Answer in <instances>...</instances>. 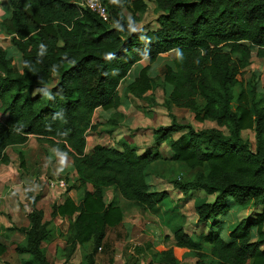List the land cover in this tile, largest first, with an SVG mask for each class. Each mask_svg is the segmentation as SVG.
I'll list each match as a JSON object with an SVG mask.
<instances>
[{
  "label": "trees",
  "instance_id": "1",
  "mask_svg": "<svg viewBox=\"0 0 264 264\" xmlns=\"http://www.w3.org/2000/svg\"><path fill=\"white\" fill-rule=\"evenodd\" d=\"M79 1L7 0L10 14L0 19L20 60L17 68L0 44V162L8 164L7 148L32 135L71 158L76 178L69 190H82L77 200L66 197L52 203L49 220L36 207L39 197L26 194L21 208L28 225L11 228L24 236L15 247L24 256L21 262L54 264L43 246L47 226L56 216H73L67 245L71 251L91 242L85 257L87 264H94L98 250L111 248L108 229L121 224L128 210L125 203L105 201V188L155 211L168 193L150 188L146 170L167 158L190 168L208 165L207 174L198 171L189 179L170 182L182 193L202 190L214 195L194 210L196 224L208 229L202 238L216 263L264 264V210L241 218L229 239L220 235L230 200L239 206L264 205V97L254 85L247 90L241 79L252 57L264 58V0H152L157 25L146 29L136 28L147 11L146 0H104L108 21L79 9ZM169 52L173 56L160 83L150 75L149 63ZM144 59L149 63L125 86V97H145L166 85L171 104L188 109L197 119L215 121L227 133L196 129L171 114L170 124L153 131L157 145L167 144V156L158 149L139 152L126 136L116 145L98 143L86 150L88 132L100 126L93 120L95 111L116 110L122 104L118 87ZM115 114L101 132L113 131ZM249 128L255 134V148L242 137ZM179 131L185 132L174 139L172 134ZM19 161L22 164L21 155ZM172 238L173 246L159 250L148 264H181L174 246L200 254L196 240L182 226L174 228ZM134 248L137 254L144 253L141 246ZM6 250L0 240V261ZM110 264H115L112 259ZM122 264H139V259Z\"/></svg>",
  "mask_w": 264,
  "mask_h": 264
},
{
  "label": "rangeland",
  "instance_id": "2",
  "mask_svg": "<svg viewBox=\"0 0 264 264\" xmlns=\"http://www.w3.org/2000/svg\"><path fill=\"white\" fill-rule=\"evenodd\" d=\"M146 1L148 8L143 19L137 24V29L155 28L157 25L154 2L152 0ZM9 9L7 0H0V19L10 14ZM125 13L126 15L129 14L126 9ZM0 44L7 49L6 56H12L14 65L20 68L19 56L16 54H19V52L11 45L9 35L1 27ZM172 56L173 52L160 54L152 63L144 59L131 69L130 73L118 87L122 97V104L116 110H96L93 120L100 123V126L98 130L88 132L87 150L98 143L116 145L119 139L126 136L134 141L139 152L147 149H158L164 156H167L169 153L167 144L161 143L157 145L153 141V131L159 126L170 124L171 114L176 117L177 121L190 123L196 129L217 128L227 133L226 128L218 126L215 121L197 119L194 113L188 109L171 104L165 91L166 85L161 84L153 92L147 93L145 97H150L153 99L152 101L146 100L145 97L124 96L125 86L133 79L139 68L149 63L150 75L161 79L166 65L171 62ZM160 79L159 81L162 83ZM241 79L244 81L247 90L250 89L251 85H254L255 91L261 97H264V58L252 57L251 65L244 72ZM115 112L117 113L115 114L117 124L113 131L111 133L101 132V129L106 127L107 119ZM184 132L179 131L173 133L172 136L174 139H177ZM242 137L249 141L252 148H255V134L252 128L243 130ZM17 151L16 147H9L7 149V152L12 155L13 159L16 157V162L18 161L17 158L21 155ZM64 159L65 162L61 165L63 169L66 162L70 161L71 158L64 156ZM6 170L10 171L11 175L14 174L13 167ZM67 170L66 168L65 171L67 172ZM198 171L207 174L209 171L207 163H203L200 167L190 168L183 162L163 158L150 164L146 170V179L150 188L153 190H165L168 193V197L159 204L158 209L155 211L145 210L118 196L113 197V201L125 203L128 210L121 224L108 229L106 241L111 245V248L98 250L94 264H110L111 259L115 264H122L126 260L137 258L139 259V264H148L150 259L159 250L173 246L172 233L177 226H182L196 240L199 245L198 250L200 251L199 255H195V252L192 250L174 246V253L181 264H195L196 261H200L203 264H217L209 253V245L202 238L203 233L207 232L208 229L196 224L197 215L194 210L196 205L212 201L214 195H208L202 190L182 193L173 188L170 182L172 179H189ZM6 172L4 173L3 188L0 192L2 196L0 198V240L7 245V250L2 255L0 264H4V262L8 264H21L23 257L15 251V247L19 243L24 242V236L22 233L11 228L26 226L28 224L27 216L21 209L22 205H25L27 202L26 194L31 192L33 196L40 198L50 193L52 195L51 200H45V202L42 200V208L48 211L51 204L56 203V198H63L71 190L77 198L78 191L75 189L69 190L75 182V177L69 176L70 173L68 172L59 174L51 172L44 176L45 178H54L55 176L64 178L66 180L65 189H51L44 183L40 182L39 185L36 181H34L36 184L33 182L29 183L28 181L23 183L24 174L21 170H18L14 178L9 177L8 172ZM53 194L55 195L54 197ZM110 195L111 193L109 192L108 196ZM229 204V210L222 215L221 219L223 221V228L220 231V235L224 239H229V232L241 218L253 217L264 210V205L255 206L248 204L239 206L231 200ZM56 218L55 222L53 221L47 226L49 234L46 243H43V246L47 249L48 259L54 264H87L85 255L91 251L92 243L87 242L86 244L78 245L70 251L71 246L67 245V237L71 233L69 221L67 222L66 219L59 220V217ZM255 233V230H253L254 236L252 239H256ZM135 246L144 248V253L137 254Z\"/></svg>",
  "mask_w": 264,
  "mask_h": 264
},
{
  "label": "crops",
  "instance_id": "3",
  "mask_svg": "<svg viewBox=\"0 0 264 264\" xmlns=\"http://www.w3.org/2000/svg\"><path fill=\"white\" fill-rule=\"evenodd\" d=\"M16 54L18 55V53H16ZM98 109H101V108H98ZM11 147H16L18 149L17 152L22 155L23 162H22V164H20V161H19L20 157L18 156L19 158H17L18 159V161H17L18 163H17L16 157L13 159L11 157L12 155H10L7 152V154L10 157V162L8 164H4V163L0 162V192H1V189L3 188L4 173L6 171L8 172V173L7 172L6 173L9 174V177L14 178V176L18 173V170H21V172H23V174H24L23 178L25 179V180L23 179V181H22L23 183H26V181H28L29 183L33 182L34 184H36L34 181L37 177L40 176V174L45 176V174L47 175L51 172H53V174H55V173H58V174L59 173H67L68 172V173H70L69 176H74L76 178V173L72 167L71 160L66 162V165L63 169V167H61V165L63 164V162H65L64 155H61L56 150L47 146L45 143L38 141L32 135H30L28 137V139L25 143L19 144V145H14ZM86 150H87V145H86ZM14 164L17 168L14 166ZM11 166L14 168V174L13 175H11L10 171L6 170V169H12ZM66 168L68 169L67 172L65 171ZM77 191H78L77 198L72 193V190H71L63 198H56V203L57 204L62 203L66 197H71L73 200H77L82 195V190L80 189ZM109 192L111 193L110 196H108ZM51 196L52 195L49 193L48 195H46L44 197H40L36 202V207L43 211L44 220L51 219V215H50L51 206L49 207L50 209L48 211L45 208L43 209L42 208V206H43L42 200H44V202H45V200H47V201L51 200ZM54 196L55 195L53 194V197ZM117 196L122 198L119 195V193L114 191V189L112 187L105 188V194H104V200L105 201H110V200L114 199L113 197H117ZM1 197L2 196L0 194V198ZM25 215H26V213H25ZM56 217H59V220H65L66 219L67 222L69 220L73 219V216H56ZM56 217H54L52 219V222L53 221L55 222V220L57 219ZM61 217H63V219H61ZM22 257H24V256H22ZM21 264H22V262H21Z\"/></svg>",
  "mask_w": 264,
  "mask_h": 264
},
{
  "label": "built area",
  "instance_id": "4",
  "mask_svg": "<svg viewBox=\"0 0 264 264\" xmlns=\"http://www.w3.org/2000/svg\"><path fill=\"white\" fill-rule=\"evenodd\" d=\"M77 7L79 9L85 8L92 12H94L101 20L108 21L109 20V11L104 2V0H80L77 2ZM35 181L39 184L40 182L45 184L51 189H65L66 188V180L64 178L54 177V178H45L43 175H40L35 179ZM40 185V184H39ZM100 249V248H99Z\"/></svg>",
  "mask_w": 264,
  "mask_h": 264
}]
</instances>
